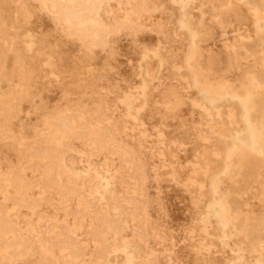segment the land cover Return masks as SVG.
I'll return each instance as SVG.
<instances>
[{"label":"rangeland","instance_id":"rangeland-1","mask_svg":"<svg viewBox=\"0 0 264 264\" xmlns=\"http://www.w3.org/2000/svg\"><path fill=\"white\" fill-rule=\"evenodd\" d=\"M245 101L264 0H0V264H264Z\"/></svg>","mask_w":264,"mask_h":264},{"label":"bare ground","instance_id":"bare-ground-1","mask_svg":"<svg viewBox=\"0 0 264 264\" xmlns=\"http://www.w3.org/2000/svg\"><path fill=\"white\" fill-rule=\"evenodd\" d=\"M258 18H259V16H258ZM244 107H245V110L247 112V125H245L241 131L237 132L234 135V139L235 140H240L243 144H245L247 146V149H250L253 152H259V150L264 149V144L261 141L262 136H263V129L260 128L257 125V123L253 120V118H252V116L250 114L251 113V107H249V103L248 102H246V101L244 102ZM58 123H59V126H61L62 128H67L69 126L67 121H65L63 119L59 120ZM233 148H234V142H233L232 146H229V149H233ZM101 213H102V211H101ZM105 229H106V227H105ZM93 239H95V238H93Z\"/></svg>","mask_w":264,"mask_h":264}]
</instances>
